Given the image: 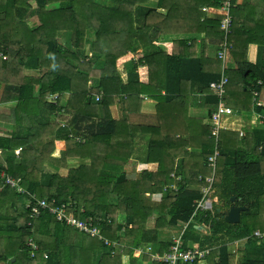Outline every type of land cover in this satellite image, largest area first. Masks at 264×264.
I'll return each mask as SVG.
<instances>
[{
    "label": "trees",
    "instance_id": "16d2710c",
    "mask_svg": "<svg viewBox=\"0 0 264 264\" xmlns=\"http://www.w3.org/2000/svg\"><path fill=\"white\" fill-rule=\"evenodd\" d=\"M31 1L0 0V86L3 89L0 121L14 125L9 137H0V174L20 177L25 190L21 194L9 186L2 187L4 180L0 177V264L68 261L67 246L77 230L58 222L47 211L32 220L27 208L32 195L73 204L75 207H70V211L78 218L100 222L104 237L125 246L124 254L112 257L107 252L104 258L110 264H122L125 259L128 264H138L139 258L134 252L142 243L158 241L161 228L179 222L192 223L194 218L209 225V234L200 235L190 224L182 236L185 247L192 240L194 247H209L211 251L205 259L186 264H264V219L261 218L264 122L261 124L259 116L264 106L259 103L253 106L254 98L258 97L255 92L260 93L264 88V9H259V3L239 4L234 0L233 22L227 35L234 67L226 72L229 78L226 102L228 105L233 102V108L240 112L254 110L255 115L253 141L248 144L246 141L244 148H230L222 138L219 140L215 178L219 198L228 207L232 197L237 198L238 204L249 207L242 212L239 223L230 224L218 209L197 210V201L203 197L202 187L208 184L206 179L211 172L208 159L214 154L216 144L211 135L214 129L211 113L217 108L219 98L214 93L209 95V85L221 77L222 60L207 55V41L202 43L203 51L197 56L195 39L191 43L193 47L187 45L192 39L179 43L175 40L174 45L160 39L175 32L201 29L208 38L223 41L221 17L204 18L202 8L209 6L222 16L221 6L226 0H178L177 5L187 6L186 13L193 20V24L187 23L183 28H169L161 19L164 15L160 9L167 0H160L157 8L137 6L148 0H35L34 11ZM53 4L58 6L50 9ZM30 10L38 19L34 26L26 20ZM88 31L95 33V41L89 40ZM67 33L69 45L65 44ZM136 43L145 51L135 55ZM250 45L258 47L255 61L249 59ZM178 47H181L179 52ZM128 61L136 62L128 84H124L119 68ZM163 62L176 73L171 79L177 78L179 85L186 82L193 89L199 86L197 92L210 96L214 109L200 126L199 133L187 135L185 123L171 130L175 124L170 119L161 118L157 126L128 123L130 114L141 113L142 95L159 99L161 105L173 103L172 96L177 93L187 105L192 89L167 90L164 94L162 88H156V82H161L158 74ZM94 90L103 92L101 101L93 97ZM65 92L71 93L67 105L63 104ZM53 95L59 96L57 101L52 100ZM181 98L178 99L181 101ZM115 103L122 117L119 120L113 118L110 110ZM159 115H165L161 107ZM93 116L102 118V125L96 119L82 125L84 119ZM121 123L126 124L123 131L129 139L114 143L110 134ZM135 132L152 136L147 161L159 163V170L146 173V178L151 180L149 186L126 178L124 169L133 152L130 138ZM187 147L202 150L198 162L188 163ZM19 148L21 151L16 154ZM75 157L91 158L92 164L72 169L65 176L46 170L47 163L66 166ZM102 171L120 174L104 175ZM147 192L164 196L153 203ZM113 195L117 196L115 203ZM156 212L159 213L156 229L149 232L146 223ZM119 213L126 215L128 225L118 221ZM257 231L263 236L257 235ZM31 237L40 244L35 257L27 247ZM91 240L106 251L109 249L103 241ZM242 240L246 248L238 260L228 245ZM170 245L163 243L161 252L167 251ZM79 257L81 261L88 258L82 253ZM145 259L151 258L145 256Z\"/></svg>",
    "mask_w": 264,
    "mask_h": 264
},
{
    "label": "crops",
    "instance_id": "0c3cea01",
    "mask_svg": "<svg viewBox=\"0 0 264 264\" xmlns=\"http://www.w3.org/2000/svg\"><path fill=\"white\" fill-rule=\"evenodd\" d=\"M110 2H113L115 0H109ZM160 0H148L146 3H140L137 6H144V7H150V8H157ZM257 2L259 3V9H264V3L261 0H238L239 4H246L249 2ZM178 0H167V4L160 9L161 13L164 15L163 18H161L166 26L169 28H183L186 26V24H193V20L189 19V15L186 13V7H180L177 5ZM32 4V10L34 11L37 8V4L35 0L31 1ZM57 4L50 5L49 8L52 9L54 7H57ZM32 10L27 12L26 14V20L27 22L31 25L34 26L37 23V17L32 13ZM202 12L206 15L204 18H214L220 16L221 19L223 15L217 14L218 12L214 11L213 8H209V6H204L202 8ZM169 14V17L166 18ZM202 18L201 21L204 20ZM187 31V30H186ZM88 38L90 41H95V33L93 31H88ZM165 44L170 43L173 44L174 41H184V40H189L192 39L191 41H188L187 45L192 46L191 43L195 39V44L196 46L194 47L197 52V56L201 55L202 50V43L207 41L208 43V48H207V55L210 58L216 59L217 58V53L219 46L222 41L213 39V38H208L205 33L200 29L198 31H188V32H175L171 33L169 35H165L160 38ZM67 41V40H66ZM194 42V41H193ZM179 43V42H178ZM69 45V44H67ZM174 45V44H173ZM171 46V45H170ZM183 47V45H182ZM135 50L134 54H139L140 52L145 51L142 46L139 45V43H136L135 45ZM189 48V47H187ZM181 47L177 48V52H179ZM88 53H90L89 48L87 49ZM176 51V49L174 50ZM258 54V47L256 45H250L249 47V59L251 61H255L257 58ZM136 61H128L124 64H122L119 68V71L121 73L122 81L124 84H128L129 82V74L134 68ZM234 67V62L229 56L228 62H227V69H231ZM179 73V72H178ZM172 70H169L164 64V62L159 65V74L158 77L160 78L161 82H156V88L161 89L164 94H166L167 90L171 91H177L179 88L182 90L185 89H192L191 94L189 96V101L186 104L184 99L181 98L179 95H173L172 98H174L173 103L172 102H163L160 105V100L155 99L153 97H150L148 95H142V105H141V113H133L130 114L128 118V123L132 126H140V125H148V126H157L158 123H160V119L162 118L163 120H172L171 123H174V126H171V130H174L175 128H180L177 124L185 123L186 125L183 126L185 128L187 126V130L190 134H195V132L199 133L202 131L201 127L203 123H205L208 120L209 113L214 109L212 108L211 101L209 100V95H213L212 91L210 90V94L207 95L208 93L204 92H197L199 90V86H196L191 88V85L182 82L181 85H179L177 78L171 79L173 75H175ZM222 74V72H221ZM148 79V78H147ZM91 86L93 84L91 83ZM2 87L0 86V94L2 92ZM98 94H103V92H97L96 90L93 91V97L96 99V96ZM70 92H65L63 94V104L67 105L70 101ZM178 98H181L182 100L180 101ZM179 100V101H176ZM97 101V100H96ZM101 101V100H100ZM258 102H261L264 106V88L261 90L259 96L257 98H254V103L253 106L255 107V104L258 105ZM210 103V104H209ZM232 105L233 102H231ZM184 105L186 109L184 108ZM232 105H229L230 107H234ZM9 106V105H8ZM160 107L164 110L165 115L160 116ZM168 107V108H167ZM253 107V108H254ZM234 109V108H233ZM110 110L112 113V116L114 119L119 120L121 117L119 106L115 103L110 106ZM235 110V109H234ZM236 115L232 116H224L222 118V124H221V131H220V141L222 138V141L224 144H227L230 148L238 149V148H244L246 141L250 143V140L253 141V122H254V110L252 111H237ZM262 117L261 124L264 122V111L259 115ZM122 118V117H121ZM98 122L100 125H102V118H95L94 116L90 118L84 119L82 125L86 126L87 124L91 123L89 120H93ZM126 124L121 123L120 127L117 131L114 133L110 134L111 139H113L114 143H119L124 142L129 139V137H126V133L123 131L124 127ZM197 126V127H196ZM14 130V125L13 123H6L4 121H0V136L1 137H9ZM111 131L112 128H109ZM195 130V131H194ZM241 132L244 133V136H241ZM179 135V134H178ZM152 136L149 134H144L140 132H135L132 133L131 135V142H132V147H133V152L132 156L130 157L129 161L126 164L125 167V173H126V178L130 180L131 182H137L141 183V185L144 186H149L151 184V180L146 178L147 172L149 173H156L159 170V163L156 161L154 162H148L147 161V156H148V149L151 143ZM215 139V138H214ZM216 141V140H215ZM219 141V142H220ZM215 149H216V144H215ZM21 150V148L17 149ZM16 150V151H17ZM188 150V155L186 156V160L188 163L191 164V162H198L201 159V154L202 150L197 147V148H191L187 147ZM2 152V150H1ZM17 154V153H16ZM182 158L176 160V165H179L178 163L181 161ZM218 163V161H217ZM92 164L91 158H80V157H75L71 158L68 160V163L66 166H60L55 163H47L46 164V170L48 172H53V173H60L61 175L65 176L68 175L69 171L72 169H77L81 166H90ZM218 166V164H217ZM179 167V166H178ZM210 168V167H209ZM176 170H180L179 168ZM146 171V172H145ZM207 171V168L205 169V172ZM3 173L0 174L1 180H3ZM212 170L210 172V177L212 175ZM102 174L104 175H116L119 176L120 173H114L111 171H102ZM175 174V173H174ZM172 174V175H174ZM207 177V178H208ZM2 187H5L4 184H2ZM201 188V187H200ZM219 187L215 184L214 188V194L213 197L216 198L214 201V206L216 209H218V212L222 214L224 211H228L231 207V205L228 207L225 202L221 201L219 198ZM147 195L149 198L152 200L151 202H159L162 200V197L164 196L163 193L159 194H151L147 192ZM233 198V197H232ZM117 201V196L113 195L112 197V202ZM232 201V200H231ZM237 203V202H236ZM238 204V203H237ZM159 213L156 212L153 217L149 218L147 223H146V229L150 231H154L156 229V222L158 220ZM118 221L126 226L127 224V219L126 215L124 213H119L118 214ZM261 218L264 219V210L261 213ZM192 223H184V222H179L177 225L174 226H166L164 228H161L159 230L160 232V238L157 239L158 241H147L142 243V246L140 247H151L153 253L161 252L162 244L163 243H170L172 244L174 239L183 235L185 231H188L190 229V224L194 225V228L197 229L200 232V235H208L210 227L207 225L203 220H196L195 218L191 221ZM66 235V240L68 239ZM47 239H51L50 237H44ZM93 238H88L81 234L80 232L75 231L73 233L72 239L69 240L71 243L67 246L68 247V254L69 257L67 258L68 261H65L64 264H110L111 262L104 258L109 252V250L106 251V249L101 248L97 242L91 240ZM173 239V240H172ZM242 241H236L234 243H230L228 245V248L231 253H236V257L238 260L242 259L240 258V255L243 256L244 250L246 248L245 242ZM40 245V244H39ZM93 247L94 249H90L89 247ZM187 247H194V241H189V243L186 244ZM99 249V250H97ZM85 254L87 259L81 261L80 257L78 258V255L75 254ZM74 255V256H73ZM135 257L139 258L138 264H146L149 261L145 259L143 255L140 253L136 252ZM45 256H47V252L45 253ZM73 256V257H72ZM151 258L150 255H146ZM114 257V256H112ZM5 264V263H1ZM122 264H128L127 259H125L124 263ZM207 264V263H206Z\"/></svg>",
    "mask_w": 264,
    "mask_h": 264
},
{
    "label": "built area",
    "instance_id": "2783aa9c",
    "mask_svg": "<svg viewBox=\"0 0 264 264\" xmlns=\"http://www.w3.org/2000/svg\"><path fill=\"white\" fill-rule=\"evenodd\" d=\"M234 0H226L221 6L223 17L221 20V28L225 33V38L221 42L217 57L222 60V74L221 77L210 83L209 88L214 93L215 96L219 98V104L217 108L211 113V120L214 125L212 131V136L216 140V149L214 154L208 159L209 167L212 170V175L206 179L207 185L202 187L203 197L197 201V210L203 212H214L215 206L214 201L216 198L213 197L214 188H215V178L217 171V161L220 156V131L222 118L224 116L236 115L237 112L232 107H230L226 102V93L227 86L229 84V78L226 75L227 72V61L229 58L231 45L227 40V35L230 33V29L233 22V16L231 10L233 7ZM238 3V0H236ZM261 83V82H260ZM259 92H255V96H259ZM59 98L58 95H53L52 100L57 101ZM103 98V94H98L96 100L100 101ZM259 105H263L261 102H258ZM2 109V103L0 102V112ZM241 136H244V133L241 132ZM1 137V136H0ZM0 149V154H1ZM21 150H17L16 153L19 154ZM4 185L9 186L15 189L18 193L24 194L25 190L21 186L22 179L20 177L16 178L12 175L3 173ZM177 190V186H173ZM70 207H75L73 204L67 203H58L56 199L53 198H39L36 195H32V201L27 204V208L30 210V217L32 220L39 219L42 214L47 211L50 214L54 215L58 222L64 223L75 230L85 234L91 238L98 239L103 241L104 244L109 246V253L112 256H116L119 253H125V246L120 243V241H111L104 237L102 229L100 227V222H96L93 219H80L73 212L70 211ZM27 247L31 252V256L35 257L36 253L40 250L39 243L33 238H29L27 242ZM144 257L146 255L151 256L150 262L146 264H155V263H164V264H186L194 263L199 260H203L210 253V248H196V247H185L182 236H179L174 239L173 243L170 245L169 249L163 253L157 252L153 253L152 248L149 247H139L135 250Z\"/></svg>",
    "mask_w": 264,
    "mask_h": 264
},
{
    "label": "water",
    "instance_id": "95a60500",
    "mask_svg": "<svg viewBox=\"0 0 264 264\" xmlns=\"http://www.w3.org/2000/svg\"><path fill=\"white\" fill-rule=\"evenodd\" d=\"M231 200L233 204L231 205L230 209L222 213L226 222L230 224H237L241 221L242 212L247 211L249 207L243 204H237L236 197H233Z\"/></svg>",
    "mask_w": 264,
    "mask_h": 264
},
{
    "label": "rangeland",
    "instance_id": "374dc122",
    "mask_svg": "<svg viewBox=\"0 0 264 264\" xmlns=\"http://www.w3.org/2000/svg\"><path fill=\"white\" fill-rule=\"evenodd\" d=\"M88 33V32H87ZM88 35V34H87ZM65 38H66V43L65 44H69V35H68V33H67V35L65 36ZM228 62V61H227ZM228 70V69H227ZM227 94V93H226ZM217 195H219V193L217 194ZM215 210H216V208H215ZM79 232V231H78ZM81 233V232H80ZM82 234V233H81ZM256 234L257 235H259V236H263L262 235V232H260V231H257L256 232ZM181 236H183V235H181ZM90 238V237H89ZM173 240V239H172ZM243 242H245V241H243ZM245 244H246V242H245ZM97 250H99V249H97ZM109 250V249H108ZM135 253H136V251L134 252V255H135ZM136 256V255H135ZM242 256L240 255V258H241Z\"/></svg>",
    "mask_w": 264,
    "mask_h": 264
}]
</instances>
